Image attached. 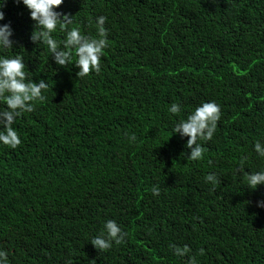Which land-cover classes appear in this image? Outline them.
Masks as SVG:
<instances>
[{
	"label": "trees",
	"instance_id": "16d2710c",
	"mask_svg": "<svg viewBox=\"0 0 264 264\" xmlns=\"http://www.w3.org/2000/svg\"><path fill=\"white\" fill-rule=\"evenodd\" d=\"M2 10L14 34L0 55L22 57L26 79L48 84L14 125L21 144H0L9 264H264V185L249 189L240 170L242 159L247 172L264 168L253 150L264 142V0H63L67 29L99 38L106 17L101 70L82 78L32 41L25 6ZM64 35L53 33L58 51ZM208 101L220 119L192 161L172 128ZM110 219L125 240L98 252L90 240Z\"/></svg>",
	"mask_w": 264,
	"mask_h": 264
},
{
	"label": "clouds",
	"instance_id": "9594fccd",
	"mask_svg": "<svg viewBox=\"0 0 264 264\" xmlns=\"http://www.w3.org/2000/svg\"><path fill=\"white\" fill-rule=\"evenodd\" d=\"M17 4H22L29 11V18L35 22V30L32 34V41L43 40L50 54H55V62L59 66L74 64L78 68L76 73L78 78L87 76L90 72H99L100 61L103 50L107 47L106 30L104 24L106 17L97 18L98 37L83 35L79 28L67 29V25L72 23V17L67 13L57 11L63 0H14ZM5 0H0V22L5 20L2 10ZM64 31L62 41L63 50L58 51L61 42L53 37V33ZM14 29L10 23H0V52L12 49ZM73 53L75 62L73 63ZM25 63L20 56L9 57L0 55V103L6 105L0 108V144L15 149L21 144V139L14 125L18 118L25 113L34 110V102H42L45 97L42 94L46 91L48 84L41 80L38 84L26 79ZM169 113L179 114L181 106L173 103L168 108ZM220 119V107L214 101L203 102L197 106L186 118L180 119L172 128V133H180L187 136L186 147L191 148V155L187 159L198 161L202 159L203 151L198 141L211 140L216 131L217 122ZM132 141L136 136L130 137ZM195 145V147H193ZM253 150L260 157L264 158V142L257 140L253 145ZM240 170L245 174L247 186L251 190H256L258 186L264 185V168L256 172L245 171V161H240ZM206 182L215 184L216 177L208 174ZM153 195L159 194V189H152ZM258 208L264 209V200L256 201ZM126 233L115 220H107L103 224L100 233L91 238V245L98 252H106L113 247V244L120 245L125 240ZM170 249L177 257H183L190 252L187 245L179 247L170 245ZM199 255H204V249L199 250ZM0 264H9L8 254L0 249ZM189 264H196L194 258L189 259Z\"/></svg>",
	"mask_w": 264,
	"mask_h": 264
}]
</instances>
